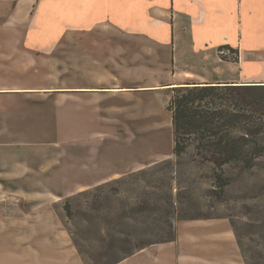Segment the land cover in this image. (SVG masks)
<instances>
[{"label":"rangeland","instance_id":"1","mask_svg":"<svg viewBox=\"0 0 264 264\" xmlns=\"http://www.w3.org/2000/svg\"><path fill=\"white\" fill-rule=\"evenodd\" d=\"M143 7L138 0H92L79 7L77 0L1 1V126L7 133L5 123H15L12 135L19 140L30 123L24 127L17 119L31 121L23 138L55 150L49 163L59 162L62 173L48 184L62 195L51 208L53 227L1 230L0 264H108L120 243L115 236L138 240L153 228L162 237L173 231L176 239L116 264H161L162 249L164 264H173L168 257L181 252L179 234L197 232L187 228L192 219L186 218L202 214L235 229L247 264H264L262 167L234 173L221 195L210 190L215 182L209 166L192 162L189 154L173 172L157 171L165 166L161 161L175 158L167 108L172 91L166 86L176 74L163 47L151 46L156 37L142 34L148 27ZM218 51L224 60L237 56L228 48ZM245 68L257 76L264 61L249 60ZM116 178L122 182H112ZM69 197L73 218L65 210ZM145 201L151 210L142 213ZM12 208L20 212L17 204Z\"/></svg>","mask_w":264,"mask_h":264},{"label":"crops","instance_id":"2","mask_svg":"<svg viewBox=\"0 0 264 264\" xmlns=\"http://www.w3.org/2000/svg\"><path fill=\"white\" fill-rule=\"evenodd\" d=\"M1 1L11 3L13 0ZM91 2L77 0L78 7L81 3L90 5ZM138 2L144 5L148 22L142 34L156 37L151 40V46H162L163 52L169 54L170 66L175 69L174 81L166 87L186 83L264 82V69L254 76L245 68L249 60L264 61V0ZM87 11L88 16L92 15L89 8ZM161 36L162 40L157 39ZM222 45L238 49V60L222 59L218 51ZM161 59L166 65L168 59ZM123 88L126 86L117 90ZM77 90L80 93V89ZM10 111L4 110L7 114ZM16 112L20 116L25 114ZM17 120L21 121L17 124L24 127L30 123L21 130L19 140L12 135L11 128L15 129V123H5L9 130L4 133L5 126H1L0 121V232L15 228L48 229L55 225L48 221L56 218V211L51 208L62 195L57 187L49 186L48 180L62 173L61 165L57 161L49 163V156L55 150L49 152L23 138L31 121L21 117ZM36 128L39 129L37 125ZM14 204L18 205L19 213L13 212ZM216 221L209 218L185 222L187 228L197 229V232L182 231L177 239L181 252L171 254L168 260L173 264H247L235 229L224 220ZM42 241L47 244L44 234ZM164 250L159 253L161 264L166 258Z\"/></svg>","mask_w":264,"mask_h":264},{"label":"trees","instance_id":"3","mask_svg":"<svg viewBox=\"0 0 264 264\" xmlns=\"http://www.w3.org/2000/svg\"><path fill=\"white\" fill-rule=\"evenodd\" d=\"M225 48L235 52L237 56L233 60H238V49L222 45L219 50ZM170 88L172 95L167 108L172 114L174 147L171 153L175 158L161 161L165 166L157 171L170 167L173 172L174 168L182 166V158L189 154L192 162L209 166L210 177L215 182L210 190L212 194L221 195L234 173L242 175L257 166L264 169V82L186 83ZM141 173H148V170L143 169ZM112 182L121 183L122 179ZM107 183L98 185L97 189H104ZM149 206L147 204L141 212L150 211ZM65 210L67 216L73 218L72 197L67 199ZM199 218L212 217L202 214L186 219ZM169 225L172 227L173 223ZM163 234L162 230L153 228L138 240L115 236L120 243L114 248L115 258L108 264H116L153 243L176 239L173 231H169V237H162Z\"/></svg>","mask_w":264,"mask_h":264}]
</instances>
